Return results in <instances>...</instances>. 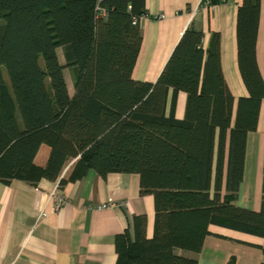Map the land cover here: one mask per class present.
Returning a JSON list of instances; mask_svg holds the SVG:
<instances>
[{
    "label": "trees",
    "instance_id": "16d2710c",
    "mask_svg": "<svg viewBox=\"0 0 264 264\" xmlns=\"http://www.w3.org/2000/svg\"><path fill=\"white\" fill-rule=\"evenodd\" d=\"M148 14L146 0H0V180L60 178L62 188L90 169L102 176L137 173L141 194L155 198L154 235L146 234V216L136 215L135 238L128 230L116 236V264H198L176 249L200 251L212 223L264 236V210L233 203L264 99L261 0H243L238 8V63L249 94L237 103L222 68L221 32L213 31L204 49V31L193 25L156 82L136 80L140 19ZM181 90L184 118L175 116Z\"/></svg>",
    "mask_w": 264,
    "mask_h": 264
},
{
    "label": "crops",
    "instance_id": "0c3cea01",
    "mask_svg": "<svg viewBox=\"0 0 264 264\" xmlns=\"http://www.w3.org/2000/svg\"><path fill=\"white\" fill-rule=\"evenodd\" d=\"M242 1L221 0L206 7L201 6V0H146L149 14L140 19L143 43L133 77L156 82L188 26L204 31V49L211 43L212 32L219 31L222 68L237 103L239 97L249 94L238 63L237 17ZM58 54L64 63L62 48H58ZM257 60L264 77V0H261ZM67 85L73 95L74 86L70 87L68 82ZM173 97L174 90L170 87L165 104L167 115ZM186 103L187 93L181 90L177 94L176 117H185ZM218 164L217 137L213 182ZM222 166L224 194L228 142ZM59 185L60 178H43L36 184L18 178L10 184L0 180V264H116V236L128 230L135 238L136 215L146 216V234L154 235L155 198L152 193L141 194L139 174L110 172L102 176L90 169L84 178L69 181L62 188ZM59 195L65 197L66 203L57 209L55 202ZM233 203L264 210V99L257 129L247 136L243 180ZM209 230L200 251L177 248V254L194 258L198 264H229L232 259L234 264H264V236L214 223Z\"/></svg>",
    "mask_w": 264,
    "mask_h": 264
},
{
    "label": "built area",
    "instance_id": "2783aa9c",
    "mask_svg": "<svg viewBox=\"0 0 264 264\" xmlns=\"http://www.w3.org/2000/svg\"><path fill=\"white\" fill-rule=\"evenodd\" d=\"M201 6H206V7L211 6V0H201ZM101 12L103 14L106 13V11L104 9H102ZM162 17H163V15H162ZM135 21H137V18H135ZM59 187H60V185H59ZM65 203H66L65 197L59 195V196H57V199H56V202H55V207L57 209H59ZM103 206H105V205H103Z\"/></svg>",
    "mask_w": 264,
    "mask_h": 264
},
{
    "label": "rangeland",
    "instance_id": "374dc122",
    "mask_svg": "<svg viewBox=\"0 0 264 264\" xmlns=\"http://www.w3.org/2000/svg\"><path fill=\"white\" fill-rule=\"evenodd\" d=\"M60 55L62 57V51L61 50H60ZM42 61L43 60L41 59V62ZM65 75H66V79H67L68 84L70 85V87H72L73 86V77H72V71L69 68L65 69ZM5 76H6L7 80H8L9 78H8V74H7L6 70H5Z\"/></svg>",
    "mask_w": 264,
    "mask_h": 264
}]
</instances>
